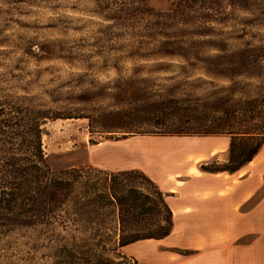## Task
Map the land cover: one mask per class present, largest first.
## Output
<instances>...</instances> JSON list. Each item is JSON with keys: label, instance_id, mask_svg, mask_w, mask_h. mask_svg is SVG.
Returning a JSON list of instances; mask_svg holds the SVG:
<instances>
[{"label": "rangeland", "instance_id": "obj_1", "mask_svg": "<svg viewBox=\"0 0 264 264\" xmlns=\"http://www.w3.org/2000/svg\"><path fill=\"white\" fill-rule=\"evenodd\" d=\"M228 86L235 101L264 102V0H0V100L62 116L42 127V151L55 174L82 170L89 174L85 180L97 182L105 173L124 172L129 185L160 192L170 210L168 202L177 197L212 201L211 192H194L202 186H227L233 204L250 191L234 209L209 204L201 217L189 219L172 213L168 237L119 248V255L108 254L114 263L104 264H168L178 256L246 245L258 235L264 226V144L240 176L215 177L201 166L227 163L226 136L100 132L102 115L131 109L138 90L167 87L203 100ZM79 192L75 184L68 200L79 199ZM217 208L223 219H211ZM55 209L35 228L0 236V264H65L58 248L78 251L80 239L99 230L84 223L83 211L73 215L71 203ZM100 214L110 221L99 231L106 240L119 229L117 211ZM72 219L82 222L73 225Z\"/></svg>", "mask_w": 264, "mask_h": 264}, {"label": "trees", "instance_id": "obj_2", "mask_svg": "<svg viewBox=\"0 0 264 264\" xmlns=\"http://www.w3.org/2000/svg\"><path fill=\"white\" fill-rule=\"evenodd\" d=\"M179 43L178 49H183ZM166 52L160 54L172 55ZM176 93L167 87L138 90L132 96L131 109L110 110L102 115L105 123L100 132L226 136L229 138L227 163L215 168L201 166L202 172L210 174L233 175L258 154L264 144V102L259 98L235 101L230 86L208 93L203 100L196 96L186 99ZM58 118L62 116L49 115L48 110L0 100V236L7 230L35 228L38 218L50 217L60 210H54V205L71 203L73 215L83 211L88 215L84 223L99 230L93 234L90 229L91 237L80 239L78 251H72L67 244L61 245L57 256L63 257L65 264L114 263L108 254L119 255L116 253L119 248L168 237L173 226L172 212L160 192L150 193L129 185L124 172L105 173L99 179L101 182L85 180L89 174L82 170L72 171L71 177L69 173H54L42 151L41 138L46 120ZM127 119L137 122L140 128L134 130ZM75 184L80 190L79 199L70 201ZM108 208L116 209L119 229L107 233L104 240L99 231L106 228L109 220L100 212ZM72 221L77 226L82 222Z\"/></svg>", "mask_w": 264, "mask_h": 264}, {"label": "crops", "instance_id": "obj_3", "mask_svg": "<svg viewBox=\"0 0 264 264\" xmlns=\"http://www.w3.org/2000/svg\"><path fill=\"white\" fill-rule=\"evenodd\" d=\"M138 151L141 152H149L150 150L147 149H141L139 146L137 148ZM107 150V149H106ZM215 151H213L211 154H214ZM249 162L248 164H251ZM196 171V170H195ZM241 170L237 173L239 176L241 175ZM205 175L209 176H218L223 175L225 177H232L233 175H229L227 173H218V174H210V173H204ZM203 188L194 191L197 192H211L213 198L212 201L205 199L200 200L197 199L195 201L186 199H181L180 197H177L175 200L168 202L169 206L171 208V211L173 213L174 217H182V219H189L192 217L199 218L201 217V213H206L205 211L208 209L207 205L213 204L216 206L218 204L224 205H232V208L234 209L237 205H241L246 201V199L250 195V191L241 193L242 196L238 198L237 202L234 204L230 201L234 200V195L228 194L230 192L224 193V189L227 188V186L223 185H211L209 186H202ZM167 191H171L170 189ZM224 193V194H221ZM220 195H223L222 198ZM225 195V196H224ZM220 199V202L218 200ZM217 200V202H215ZM230 200V201H229ZM264 203V202H263ZM223 206V205H222ZM219 207V206H218ZM214 210V209H213ZM219 208L215 210L216 213H210L211 219L216 216L217 219H223L224 216H222L224 213L221 211V214L219 212ZM264 214V212H262ZM262 214V215H263ZM264 219V218H263ZM150 241V240H148ZM168 264H264V226H261V228L258 230V235L255 237V239L246 245H225L221 248H215L212 250H208L206 252H198L196 254H192L190 256H178V258H172V262Z\"/></svg>", "mask_w": 264, "mask_h": 264}, {"label": "bare ground", "instance_id": "obj_4", "mask_svg": "<svg viewBox=\"0 0 264 264\" xmlns=\"http://www.w3.org/2000/svg\"><path fill=\"white\" fill-rule=\"evenodd\" d=\"M190 172H193V173H195L196 171H195V169H192V171H190Z\"/></svg>", "mask_w": 264, "mask_h": 264}]
</instances>
